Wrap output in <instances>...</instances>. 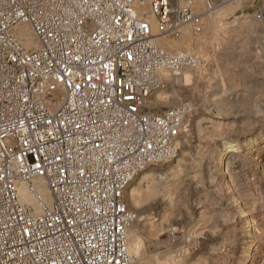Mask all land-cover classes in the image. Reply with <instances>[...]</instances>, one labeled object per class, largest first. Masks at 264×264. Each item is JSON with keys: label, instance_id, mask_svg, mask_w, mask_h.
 I'll list each match as a JSON object with an SVG mask.
<instances>
[{"label": "built area", "instance_id": "1", "mask_svg": "<svg viewBox=\"0 0 264 264\" xmlns=\"http://www.w3.org/2000/svg\"><path fill=\"white\" fill-rule=\"evenodd\" d=\"M205 11L196 0H0V264H130L125 190L176 155L187 114L154 111L150 97L162 71L199 63L155 38L200 32ZM21 23L34 48L13 32Z\"/></svg>", "mask_w": 264, "mask_h": 264}, {"label": "rangeland", "instance_id": "2", "mask_svg": "<svg viewBox=\"0 0 264 264\" xmlns=\"http://www.w3.org/2000/svg\"><path fill=\"white\" fill-rule=\"evenodd\" d=\"M206 2L212 7L207 8ZM209 26L199 60L161 74L154 111L184 105L176 155L142 169L125 190L135 218L130 264H264V16L261 0H199ZM13 32L24 46L28 24ZM184 75V78H183ZM181 77V78H180ZM178 78V80H177ZM187 80V81H186ZM31 185L50 203L41 177ZM23 201L37 209L25 184Z\"/></svg>", "mask_w": 264, "mask_h": 264}, {"label": "crops", "instance_id": "3", "mask_svg": "<svg viewBox=\"0 0 264 264\" xmlns=\"http://www.w3.org/2000/svg\"><path fill=\"white\" fill-rule=\"evenodd\" d=\"M199 0H196V9L200 10V5L198 4ZM205 14V13H204ZM203 14L202 16V29L200 32L193 31L192 27L190 25H185L182 27L180 35L171 40V42L174 44L175 48L180 49H192L194 51H197L198 45L202 43L204 40H206L205 33L209 26V18H215V15H208L209 17L205 16ZM170 41V39H167Z\"/></svg>", "mask_w": 264, "mask_h": 264}, {"label": "bare ground", "instance_id": "4", "mask_svg": "<svg viewBox=\"0 0 264 264\" xmlns=\"http://www.w3.org/2000/svg\"><path fill=\"white\" fill-rule=\"evenodd\" d=\"M153 30H155V28H154V25H153ZM155 43H157L159 46H161L162 48H172L173 47V44L171 43V42H169V40H167V39H165L164 37H161V36H157L156 38H155ZM163 72H165V71H162V73ZM161 73V74H162ZM161 78H162V76H161ZM181 78V77H180ZM183 78H184V75H183ZM163 79V78H162ZM177 80H178V78H177ZM187 81V80H186ZM156 90H158V89H156ZM156 90H154L153 92H152V94H155L156 96H157V91Z\"/></svg>", "mask_w": 264, "mask_h": 264}]
</instances>
